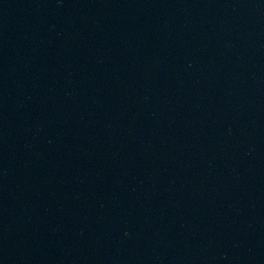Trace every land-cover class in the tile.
Instances as JSON below:
<instances>
[{"label":"water","instance_id":"95a60500","mask_svg":"<svg viewBox=\"0 0 264 264\" xmlns=\"http://www.w3.org/2000/svg\"><path fill=\"white\" fill-rule=\"evenodd\" d=\"M0 264H264V0H0Z\"/></svg>","mask_w":264,"mask_h":264}]
</instances>
